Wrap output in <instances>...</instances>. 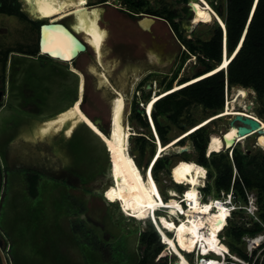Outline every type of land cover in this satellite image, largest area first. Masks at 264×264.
<instances>
[{
	"label": "rangeland",
	"instance_id": "1",
	"mask_svg": "<svg viewBox=\"0 0 264 264\" xmlns=\"http://www.w3.org/2000/svg\"><path fill=\"white\" fill-rule=\"evenodd\" d=\"M208 2L216 11L221 7L227 12V0ZM96 4L106 7L105 19L100 22L110 33L88 39L92 44L87 51L68 62L40 53L39 23L0 13V89L5 90L0 101L3 264H140L146 256L147 245L141 237L152 225L155 228L154 224L150 219L127 216L120 204L106 195L115 189L116 197L117 191L108 149L117 100L128 99L125 126L130 152L135 163L142 159L138 168L144 175L155 158L156 136L148 117L149 128L142 127L134 115V105L147 108L146 102L153 97L179 91L197 82L204 76L198 75L205 71L203 62L188 51L165 19V10L176 13L175 21L185 39L209 40L218 26L224 31L217 20L198 18L200 9L192 0H145L142 10L157 11L165 20L157 25L156 37L166 44V53L162 59H154L149 51L154 38L138 27V21L147 13L132 11L125 0H90L88 6ZM184 52L188 54L185 61ZM183 80L186 82L181 83ZM147 83L152 89H147ZM225 105L224 109L256 116L262 108L253 89L238 86L226 90ZM220 112L194 103L189 117L183 116L179 124L165 115L160 119L171 141L207 118L220 116ZM94 118H102L109 134L95 126ZM234 118L230 114L206 125L209 140L212 135L227 132L230 140L229 132L236 130L231 127ZM149 132L154 140L146 134ZM140 135L150 142L144 154L137 149ZM182 139L165 152L171 163L159 172V180L155 178L162 200L170 198L171 189L180 195L185 191L188 185L183 184L182 177L187 169L207 177L208 169L197 167L200 153L192 136ZM237 146L250 152L264 151V132L255 133ZM226 151L231 157V150ZM35 175L39 181L37 197L29 191L30 178ZM211 183V191L202 193L206 201L207 197L220 196L214 180ZM241 216H235L230 225ZM162 253L163 247L159 256ZM167 259L163 253L162 263ZM149 262L159 264L158 257L149 258Z\"/></svg>",
	"mask_w": 264,
	"mask_h": 264
},
{
	"label": "trees",
	"instance_id": "2",
	"mask_svg": "<svg viewBox=\"0 0 264 264\" xmlns=\"http://www.w3.org/2000/svg\"><path fill=\"white\" fill-rule=\"evenodd\" d=\"M104 2L107 0H103ZM132 5V11L137 13H147L155 16H162L157 11H143L145 0H125ZM213 3L212 1H210ZM255 0H227V12L221 7H217L219 15L226 24L227 35V51L230 55H234L240 40L243 38L241 47L235 53L227 69L218 72L214 69L223 60V39L224 34L218 26L214 36L209 40L185 39L180 33L179 26L175 21L176 13L169 9L165 10V19L170 22L174 32L180 41L187 47L188 51L196 55L205 66V71L198 76L214 74L203 77L192 84L186 85L179 91H175L167 96L159 99L154 105L152 116L154 125L163 144L169 142L167 136V126L161 122V117L171 118L173 122L179 124L183 116L189 117V109L192 104H201L206 109L213 112H223L225 105V92L232 87L238 86L241 89L251 88L257 95L258 102L262 108L258 110V115L264 117V0H257V4L253 11ZM136 10V11H135ZM253 11V14H252ZM0 13L8 15L26 16L20 11V4L17 0H0ZM252 14V16H251ZM27 19V18H26ZM40 39V38H39ZM40 51V49H38ZM184 61L188 54L184 52ZM232 57V56H231ZM5 65L7 59L4 61ZM186 82L183 80L181 83ZM171 88V84L168 86ZM1 107V104H0ZM134 115L140 121L142 127L149 128L146 116L137 112L136 104L134 105ZM220 112V113H221ZM183 118V119H185ZM264 131V130H261ZM258 131L256 133H259ZM154 140L152 134L146 133ZM193 142L199 151V159L197 167L208 169V181L200 186L202 193L205 195L211 191L212 183L217 193L223 190L229 191L234 183V189L242 199L246 198L245 188L254 191L258 197L259 215L264 222V151L257 152L245 151L237 145L233 148L232 157L228 151L212 152L208 155L209 136L206 126H203L192 134ZM138 147L144 154L149 141L145 135L137 137ZM154 144V143H153ZM135 160V159H134ZM191 161V160H188ZM136 162V161H135ZM138 163L142 166V159H138ZM138 163H136L138 165ZM171 163V157L168 155L161 156L153 167V178L159 180V172L168 167ZM188 164L193 165V162ZM138 165V167H139ZM215 168L214 170L212 168ZM234 168L237 174H234ZM155 175V176H154ZM206 180V176H205ZM39 181L37 175L30 178L29 191L30 195L37 197ZM206 201V200H203ZM231 223V222H230ZM262 227L260 224H254L251 227L236 226V222L229 225L226 229V235L229 239L231 247L237 248V244L242 235L247 232L257 233ZM77 233L78 231L75 230ZM142 242L147 245L146 256L140 264H150L149 258H157L161 252L162 244L160 237L152 225V229L142 234ZM152 255V256H151ZM0 264H3L0 252Z\"/></svg>",
	"mask_w": 264,
	"mask_h": 264
},
{
	"label": "bare ground",
	"instance_id": "3",
	"mask_svg": "<svg viewBox=\"0 0 264 264\" xmlns=\"http://www.w3.org/2000/svg\"><path fill=\"white\" fill-rule=\"evenodd\" d=\"M24 1L26 10L30 13L31 16L36 19H44L46 17H51L50 21L59 19L66 22L75 33L79 34V38L83 41H86L90 46L92 43H90L88 39L92 37H99L102 35V33L109 32L108 28L103 27L100 22L101 20L105 19L104 16L106 12V7H101L97 4V6L90 5L89 7L88 5L90 4V0H86L84 4H81L80 0H40L39 3H37L36 0H33L32 4L26 3V0ZM192 1H194L195 5L200 9V15L198 16V18L206 17L212 20H217L220 25L221 22L225 24L223 18H221L217 11L211 6L208 0ZM93 13H95V15H93ZM201 13H203V15H201ZM58 14L62 15L59 16ZM124 23V20L121 21V26H123ZM143 26L147 27L146 21L138 22V27L142 30H145ZM170 29L172 28L170 27ZM153 38L154 41H152L151 44L148 40V43L150 44L149 51L154 57V59L160 60L165 56L166 44L160 43L156 36H154ZM223 40L225 41V61L223 62V64L227 62L226 67H221V63L219 67L215 68L216 70L214 72H217L218 68L219 71L222 69H227L231 60L235 56V53L239 49L238 48L236 52H234V55L228 56L226 34H224ZM50 57L67 62L73 60L71 59V55L70 58H65V55L62 56L63 58H58L54 56ZM162 63L163 62H161V64ZM159 97L155 96L150 99L148 102L149 104H146L147 108L145 107V113L148 115L147 117L150 120V123L154 130V134L157 139H155L157 144V151L154 156L155 158H153V161L150 162V166L148 165L149 167H147L144 175L139 172L140 170L136 165L135 161L133 160L132 154L130 152L129 132L125 126V109L126 107H128V99L120 97L117 100L115 106L112 135L108 139V149L111 154L112 161V174L114 178L115 187H117L115 202L120 204L122 211L127 216L134 217L138 220L153 219L154 222L161 229V232L163 233L167 244H169L168 240L172 241V243L169 245L173 254L176 253L181 256V260L176 264H191L181 252L177 241H179L180 244L183 242V247L190 251H194L197 248L198 244H200L201 247L205 246L211 247L213 249H219L220 245L218 244V233L221 232L223 229V224L226 221L227 210L223 205H220L219 211H213L212 205L209 202L200 199L199 188L204 183L205 177L203 178V175L200 172L190 168L183 173L182 177L183 184L188 185V187L183 192L184 195H182V197L184 196V199L182 201L179 199L180 193L175 189H171L169 191L170 198L168 200L161 199L160 196L162 191L157 183V180L153 178V167L156 161L161 156H163L167 150L176 146L182 138L179 139L176 137L169 141L167 144H163L161 138L158 135L157 129L155 132L154 127L156 128V125H154L153 122L154 119L152 116V111ZM230 114H241L246 116L252 115L246 112H234L231 110V108H228L224 109L223 112H221L220 116L216 115L214 117H209L201 123L202 125L206 126L214 120ZM253 116H255L256 119L259 120L261 123V127L259 130H255L252 133L240 138L236 137V130H231L229 132V136L234 133L235 135L232 137L238 142H240L254 135L256 132L264 130V120L261 119L259 116ZM96 119L99 121V123H103L102 118ZM93 123L96 127L101 129L98 125H96L94 121ZM200 125L198 124V126ZM224 147L225 143L222 135H212L209 141L208 153L210 155L213 151H223ZM125 161H128V167H131L133 174H135L137 181L139 182V186H137V183L133 181L132 176L129 175L128 167L125 166ZM149 175L151 176V182H149L148 179ZM141 193H143V195H141ZM189 193L192 194L191 197H189ZM145 196L148 199V204H145L144 202ZM185 202H187L188 204L187 207L184 206ZM149 205H151V207H149ZM207 205H211V207L208 209V211H204L203 209ZM158 211H164L166 212V214L168 213L169 215L161 214L160 216H158ZM221 215L223 216L222 221L220 220ZM166 225H172V227L169 228ZM181 225H183V228H181ZM207 229L209 233H207ZM165 230L172 233L174 232V234L176 235L175 239L169 237ZM192 240H194L195 243H189Z\"/></svg>",
	"mask_w": 264,
	"mask_h": 264
},
{
	"label": "built area",
	"instance_id": "4",
	"mask_svg": "<svg viewBox=\"0 0 264 264\" xmlns=\"http://www.w3.org/2000/svg\"><path fill=\"white\" fill-rule=\"evenodd\" d=\"M232 153L233 150H231V157ZM199 192L200 199L204 200L201 188ZM245 193L246 198L242 199L240 195L236 193L233 183L231 189L229 191H221L219 197H207V202L212 205L213 211H219L220 205L225 207L227 210L226 221L223 224L222 231L218 233L219 249L213 250L211 247H201V245L198 244L194 251H190L181 247V244L177 241L181 252L191 264H209L210 261L214 262V264H264V222L259 215L258 197L256 192L248 190L247 188H245ZM182 195H184V193L179 196L181 201L184 199V196L182 197ZM184 205L188 206L187 202H185ZM162 213L164 212L158 211V216ZM241 214V219L236 222V226L240 227L246 225L247 227H251L254 224H260L262 229L257 233L247 232L242 235L237 244V248L233 249L225 232L235 216ZM166 215L169 214L167 213ZM150 220L159 234L160 243L163 246V253L168 255V259L166 260L167 264H176L181 260V256L176 253L173 254L170 245L167 244V241L161 232V229L153 219ZM165 232L169 237L175 239L176 235L174 232L172 233L166 230ZM207 233H209L208 229ZM225 248L227 249V252L224 251ZM163 253L158 256L159 264L163 261Z\"/></svg>",
	"mask_w": 264,
	"mask_h": 264
},
{
	"label": "water",
	"instance_id": "5",
	"mask_svg": "<svg viewBox=\"0 0 264 264\" xmlns=\"http://www.w3.org/2000/svg\"><path fill=\"white\" fill-rule=\"evenodd\" d=\"M17 1L20 4V11L26 16V18L28 20H31V21H34L35 23H39L40 24L39 49H40V53L42 55H50V56H54V57H58V58H63L62 56L64 55L63 52L53 53V52H50V51H46V48L48 47V45H47V43L45 41V38H44V33L46 31L49 32V33H52L53 35H57V36H63L64 34H67V36L71 38V40H72L71 59H73V60H75L79 56L80 53L87 51L88 46L90 47V45H88L87 42H85L82 39H80L79 36L65 22H63V21H61L59 19H56L54 21H50L51 17H46L44 19H36L33 16H31L30 13L26 10V6H25V1L24 0H17ZM256 2H257V0H255V2H254L253 11H254L255 6L257 4ZM253 11H252V14H253ZM252 14H251V16H252ZM58 15L60 16L62 14H58ZM142 16L143 17L138 22L146 21L147 27L143 26V28L146 31H149V32L152 31V25L154 23H156V21L158 19L161 18V17L154 16V15H151V14H143ZM242 42H243V38H242V40H240L237 49L241 47ZM224 48H225V41L223 40V60H222V64L225 61ZM228 56H230L229 53H228ZM220 64H218L216 67H219ZM147 89L148 90L152 89L151 83H147ZM4 97H5V90L0 89V101H3ZM136 109H137L138 113H140L143 116H146L144 107L141 109L139 104H137L136 105ZM249 116H251V117H249ZM249 116L241 115V114L235 115V118L232 121L231 127H234L236 129V133H237L236 137L240 138V137H243L245 135H248V134L252 133L255 130H259L260 129V127H261L260 121L257 120L256 117L253 116V115H249ZM93 121L104 132H107L103 123H99V121L96 118H94ZM107 134H109V131L107 132ZM227 134H228V132L222 135L224 143H225V147H224L223 150H233V148L237 145L238 142L235 139L228 140L226 138ZM208 146H209V144H208ZM207 152H208V150H207ZM213 152H217V151H213ZM1 189H2V178H1V171H0V193H1ZM3 247H4V245L2 243V240L0 239V248L2 249ZM161 264H167V262H163Z\"/></svg>",
	"mask_w": 264,
	"mask_h": 264
},
{
	"label": "snow or ice",
	"instance_id": "6",
	"mask_svg": "<svg viewBox=\"0 0 264 264\" xmlns=\"http://www.w3.org/2000/svg\"><path fill=\"white\" fill-rule=\"evenodd\" d=\"M37 3L40 2V0H36ZM86 2V0H80V3L81 4H84ZM26 3L28 4H32L33 3V0H26ZM93 15H95V13H93ZM201 15H203V13H201ZM44 38H45V41L48 45V47L46 48V51H50V52H53V53H56V52H63L64 55H65V58H70V55H71V46H72V40L70 37L67 36V34H64L63 36H57V35H53L52 33H49V32H45L44 33ZM98 47V46H97ZM226 63L225 64H222L221 67H226ZM72 71H76L75 69H72ZM217 71H219V68L217 69ZM241 95H244V93H241ZM150 107V105H149ZM90 123V122H89ZM195 129H193L194 131ZM102 135V133H101ZM235 134L233 133L232 135L229 136V139L232 138V136H234ZM125 166L128 167V161H125ZM182 167H184L182 165ZM192 167H195V165H193ZM201 171H203L201 169ZM128 173L129 175L132 176V179L135 183H137V186H139V182L137 181V178L135 176V174H133L132 172V169L131 167H128ZM148 179H149V182H151V176L149 175L148 176ZM153 188H154V185H153ZM115 191V189L109 191L106 195L108 196L109 199H115V197L113 196V192ZM141 195H143V193H141ZM189 197H191V193L188 194ZM144 202L145 204H148V199L147 197L145 196L144 197ZM149 207H151V205H149ZM178 207V205H177ZM211 207V205H207L204 207V211H208V209ZM223 219V216L221 215L220 217V220L222 221ZM167 227L171 228L172 225H166ZM181 228H183V225H181ZM195 234V233H193ZM213 240H214V237H213ZM168 243L171 244L172 241L171 240H168ZM189 243H195L194 240L190 241ZM184 244L183 242L181 243V247H183ZM214 250V249H213ZM225 252H227V249L225 248L224 249ZM209 264H214V262H209Z\"/></svg>",
	"mask_w": 264,
	"mask_h": 264
},
{
	"label": "crops",
	"instance_id": "7",
	"mask_svg": "<svg viewBox=\"0 0 264 264\" xmlns=\"http://www.w3.org/2000/svg\"><path fill=\"white\" fill-rule=\"evenodd\" d=\"M163 20H164V19H162V18L158 19V20L156 21V23H154V24L152 25V31H151V32L146 31V30H143V31H146V32L150 33V35H152V37L158 35V34H157V27H158L157 25H158V24H162V23H163ZM164 21H165V20H164ZM161 22H162V23H161Z\"/></svg>",
	"mask_w": 264,
	"mask_h": 264
},
{
	"label": "flooded vegetation",
	"instance_id": "8",
	"mask_svg": "<svg viewBox=\"0 0 264 264\" xmlns=\"http://www.w3.org/2000/svg\"><path fill=\"white\" fill-rule=\"evenodd\" d=\"M151 54V53H150ZM153 58V57H152ZM146 104H147V102H146Z\"/></svg>",
	"mask_w": 264,
	"mask_h": 264
}]
</instances>
